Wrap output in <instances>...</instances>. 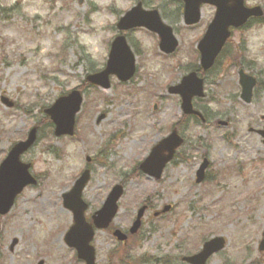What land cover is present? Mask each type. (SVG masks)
<instances>
[{
	"label": "rangeland",
	"instance_id": "374dc122",
	"mask_svg": "<svg viewBox=\"0 0 264 264\" xmlns=\"http://www.w3.org/2000/svg\"><path fill=\"white\" fill-rule=\"evenodd\" d=\"M103 2L0 0V99L12 103L8 107L0 100V164L36 128L34 144L20 156L36 184L24 188L10 211L0 215V264H83L63 241L72 215L62 195L84 170L89 171L81 195L87 219L111 187H123L110 230L96 231L92 241L95 264H140L144 258L145 264L164 259L182 264L181 257L196 253L211 237H223L227 244L207 264H264V252L257 248L264 228V146L249 131L264 127V67L245 57L242 68L259 85L251 103L244 104L238 69L219 60L200 73L205 96L193 100L204 121L184 118L178 96L167 88L198 69L195 47L214 9L203 6L200 22L187 28L179 2L107 0L102 8ZM138 2L157 10L173 28L177 51L166 56L154 34L132 29L124 36L135 56L134 76L128 82L109 76L108 89L88 86L86 76L105 67L118 19ZM246 5L264 10L259 0ZM107 16L116 17L115 23L105 21ZM99 31L105 34L102 43L89 45L84 38ZM234 37V54L240 45L247 51L243 37L238 46ZM72 90L82 95L73 136L56 137L44 110ZM174 127L183 146L159 180L143 175L139 163ZM203 159L209 165L197 184ZM142 205L147 209L139 232L125 245L118 243L111 231L128 234ZM165 206L169 211L154 217Z\"/></svg>",
	"mask_w": 264,
	"mask_h": 264
},
{
	"label": "water",
	"instance_id": "95a60500",
	"mask_svg": "<svg viewBox=\"0 0 264 264\" xmlns=\"http://www.w3.org/2000/svg\"><path fill=\"white\" fill-rule=\"evenodd\" d=\"M80 2L82 0H79ZM184 3V23L192 25L199 21L201 4L208 3L216 7L214 19L207 28V32L198 44L200 52V62L204 70L209 69L224 41L228 38V28L240 26L248 16L260 15L258 9L245 10L242 7L243 0H177ZM145 27L159 35V48L162 52L170 54L175 51L178 43L172 34V29L165 26L160 21L156 11L145 12L140 4L131 9L119 21V30H128L134 27ZM134 56L130 52L123 37H118L111 45L108 61L104 71L86 77V81L91 85L109 88L108 77L115 75L120 81L129 80L134 74ZM242 98L249 102L251 89L254 81L247 77H241ZM169 93L178 94L181 97V109L185 115H198L193 111L191 100L194 96L202 97V80L191 73L184 77L181 84L169 88ZM1 101L8 107L12 104L6 99ZM82 97L78 91H72L67 96L57 99L52 107L46 109L44 113L50 118L54 125V135L72 136L74 129V119L80 109ZM264 138V131L259 132ZM36 140V129L33 128L28 133L27 139L15 144L0 164V215L9 212L15 197L28 185H34L35 180L29 174V165L20 162V156L25 153ZM183 140L176 130H173L166 138L155 145L149 156L140 164L139 169L149 177L159 179L165 165L172 160L175 151L182 145ZM207 162L204 160L197 172L196 182L200 183L204 177V170ZM89 172L85 171L75 182L70 192L63 195L64 207L69 209L73 215V225L64 237L65 244L76 250L77 258L85 264H94V250L90 242L94 235L91 224L84 218V211L87 205L81 200L82 190L88 180ZM122 195V187L115 186L109 193L101 209L92 216L93 226L100 230L106 229L117 212V202ZM167 211V208L163 212ZM144 208L137 214L136 221L130 232L135 233L140 226V219ZM114 236L119 241H125L126 236L120 231H115ZM223 238H214L206 242L201 251L193 256L184 257L182 261L188 264H206L207 260L215 253L224 248ZM259 251H264V231L259 244ZM38 264H43L39 262Z\"/></svg>",
	"mask_w": 264,
	"mask_h": 264
},
{
	"label": "clouds",
	"instance_id": "9594fccd",
	"mask_svg": "<svg viewBox=\"0 0 264 264\" xmlns=\"http://www.w3.org/2000/svg\"><path fill=\"white\" fill-rule=\"evenodd\" d=\"M259 2L264 4V0H259ZM106 3L107 0H104V2L101 4V7L103 8ZM107 20H111L113 23H115L116 17L107 16L105 17V21ZM98 27H102V24H98ZM104 35L105 34L102 31H99L95 36L86 37L84 39L89 45L98 47L102 43ZM241 37H243V39L246 41V58L248 60L255 61L257 66L264 67V27H253L244 33L237 32L234 37L237 46L240 44Z\"/></svg>",
	"mask_w": 264,
	"mask_h": 264
},
{
	"label": "flooded vegetation",
	"instance_id": "af4514ba",
	"mask_svg": "<svg viewBox=\"0 0 264 264\" xmlns=\"http://www.w3.org/2000/svg\"><path fill=\"white\" fill-rule=\"evenodd\" d=\"M233 34V32H232ZM231 39L228 40L221 53L219 54L218 58L216 60H223L224 58L226 59L224 63H226L227 65H230L231 67H238V68H242V67H245V64L247 63L246 59H245V50H241L239 51L238 53H235L233 52V49L230 48L231 47ZM244 51V52H243ZM240 70V69H239ZM237 70V73L238 71ZM257 79V78H256ZM259 85V82L257 81L256 85H255V88H257V86ZM255 90V89H254ZM254 93V92H253ZM264 128V127H263ZM112 232V231H111Z\"/></svg>",
	"mask_w": 264,
	"mask_h": 264
},
{
	"label": "trees",
	"instance_id": "16d2710c",
	"mask_svg": "<svg viewBox=\"0 0 264 264\" xmlns=\"http://www.w3.org/2000/svg\"><path fill=\"white\" fill-rule=\"evenodd\" d=\"M47 123L50 124L49 120L47 119Z\"/></svg>",
	"mask_w": 264,
	"mask_h": 264
}]
</instances>
